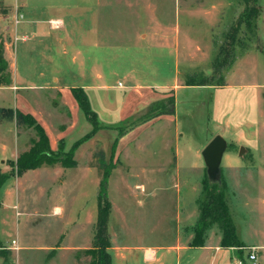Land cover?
Segmentation results:
<instances>
[{
  "label": "rangeland",
  "instance_id": "374dc122",
  "mask_svg": "<svg viewBox=\"0 0 264 264\" xmlns=\"http://www.w3.org/2000/svg\"><path fill=\"white\" fill-rule=\"evenodd\" d=\"M90 1L0 0V59L6 63L0 77H10L8 85H0V172L10 178L0 191L5 220L0 227V264H91L94 258L86 249L92 246L97 222L96 182L103 177L105 166L112 170L107 184L112 203L108 230L115 243L177 244L178 233L188 223L185 215L189 209L195 211L189 222L198 220L197 200L207 174L202 150L216 135L228 143L222 175L237 234L249 246L243 242L241 248L223 251L225 256L217 259L211 250L190 249L183 251L179 264H262L264 254L259 256L250 245L264 242V0H259L258 37L245 35L246 48H236L224 72V84L181 86L176 90L174 119L134 130L117 144V155L112 156L117 130L101 132L94 147L95 163L100 158L103 161L101 166L100 160L96 163L100 172L81 165L63 169L59 162L24 175L16 173L14 163L30 149L36 132L17 123L15 110L43 112L39 116L51 124L49 130L55 126L59 131L70 122L55 87L82 82L73 57L80 17L76 7ZM178 2L204 9L178 13ZM244 5V0H101L98 20L104 60L100 67L106 77L100 82L108 87L90 91L100 120L120 125L137 115L126 107V116H130H122L130 83L123 75L125 70L135 68L140 82L167 85L176 79L186 83L188 75L199 72L211 75L217 45L224 41ZM50 19H62L64 24L53 22L58 25L54 27ZM160 19L170 25L179 23L177 52L174 46L162 52L140 41L139 33L149 31ZM91 21V14L84 15L85 24ZM107 42L116 55L103 53ZM107 100L112 111L104 110ZM79 113L81 121L68 134L67 146L60 142L56 149L61 154L92 127ZM144 167L147 173H142ZM258 169L263 173H257ZM207 233L206 241L217 243L219 227L214 225ZM184 240L182 237L181 242ZM87 242L86 248L69 250L73 244ZM49 246L57 249L45 250ZM112 253L113 264L143 261V251L136 247L126 251L125 260L114 250ZM158 253H164L166 264L176 261L171 250ZM250 253L258 258L250 259Z\"/></svg>",
  "mask_w": 264,
  "mask_h": 264
},
{
  "label": "crops",
  "instance_id": "0c3cea01",
  "mask_svg": "<svg viewBox=\"0 0 264 264\" xmlns=\"http://www.w3.org/2000/svg\"><path fill=\"white\" fill-rule=\"evenodd\" d=\"M90 2H91L90 4L89 3H81V4L77 5V7H76L80 17H79V24H78V29H77V45L75 48V55L73 57L77 61V66H76L77 76L79 77V79L82 82H80V84H78V85H65V86L55 87L58 91V96L60 97L63 104L66 106L67 111L69 112V115H70L69 124L67 126L63 127L62 129H59V131H56L54 129L55 126L54 127L50 126L52 128L51 129L52 133L55 134L53 136V134L51 133V130H49V128H48V126L51 124H49V125L45 124V122H43L41 120V116H39V115H43V112H41V111L36 112L34 110H32V111L28 110V112H25V113L33 114L36 117V119L43 125V127L45 128V130L49 136L50 144H51V147L53 150H56L59 147L60 142L67 146L66 138L68 137V134L71 133L72 131H74L75 129H77V127L79 125L78 121H81L82 117H81L79 112H82L83 116L86 118L84 112L81 110L76 98L74 97V95L71 91L72 87L84 88V90L86 91V93L89 96L91 106H92L93 110H95L97 112L99 120H100V113L98 112V110L96 108L93 107V102H92V97L90 95V91H97L99 89H105L108 87L107 84H101V82H100L101 80H103L106 77V75L103 73V71L101 70V67H100L101 61L104 60V59H101V56H100L101 55V46L103 45L102 44L103 42H101V41H103V40L101 39L100 26H99V20H98V10H99L98 8L101 4V0H91ZM211 8L216 9L217 7H215V5H212ZM203 9H204V7H197L194 5L193 6L180 5L179 2H178L177 7H176V11L178 13H180L182 11L183 13H187V14H191V13H194L195 11L203 10ZM87 14L92 15V21L89 25L85 24V22H84V15H87ZM50 21L52 22V24H53V22H58L59 23L58 25L64 24L62 19H50ZM58 25L55 23L53 24L54 27H57ZM138 37L140 38L141 42L146 41L150 45H152V47L159 49V51L162 50V52H163L164 48L174 46L175 50L177 52L178 48H179V44L181 42L180 25L178 22L175 25L173 23L170 25L169 22H166L164 19H160L155 23V25L149 26V31L145 30V31L140 32ZM104 45H106V47L102 49L104 51L103 52L104 54L116 55V53L112 50L113 47H111L108 42H107V44H104ZM145 51H147V50H145ZM108 60H110V59H108ZM135 72H136V69L131 68V69L125 70L123 73V75L130 80V83L126 86L128 91L125 93L124 100L122 102V108L121 109L124 110V111H122L123 112V114H122L123 118L125 119L128 116H130V114H128L126 116V112H125L126 107H128L127 110L129 109L132 111H136L137 114H140L143 111H145L149 106H151L153 103L167 99L169 97H174L173 112L160 114L158 116L151 118L150 120H147L146 122H143V123L131 128V129H129L122 136L119 137L118 143H117L118 145H120L123 142V140L126 136H128L130 133H132L136 129H139V128L142 129L143 127H146L147 125L154 124L155 122L162 120V119H164L166 121H170L171 119H174L175 114H176V102H177L176 90L180 89L181 86H190V84L183 83V82L181 83L179 79H176V81L172 85L159 84L158 82L143 83V82H140V78L135 76ZM118 85L125 87V85H123L121 81L118 82ZM111 104L112 103H110V101L107 100V104H106L107 106H105L106 109L104 108V110L105 111H112L113 109L111 107ZM75 112L78 115L77 119H75ZM132 114H133V112H132ZM100 122L103 125L115 126V125H108L101 120H100ZM91 129H92V127H91ZM91 129L88 132H90ZM105 130H109V131L113 130L114 131L116 129H114V128H101L91 138L82 142L75 150L76 165L73 167H78L79 165H81L82 168H84V166H86L89 170L95 169V170H98L99 172L101 171V169H100L101 167H98L96 163L100 160L98 163L101 166L103 161L100 158L95 163V158L97 157V150L94 149V147H95V142L97 141L98 136L101 134V132H103ZM87 133H85V134H87ZM84 135H82L81 137H83ZM78 139H76V140H78ZM69 147H71V146H69ZM116 153H117V150H115V154ZM79 157L82 158V160H83L82 163L80 162ZM40 168L41 167L35 168V169H30L28 171L37 170V169L39 170ZM61 168L64 169L66 167L63 166ZM67 168H69V167H67ZM113 168H117V167L114 166ZM150 170L153 171V169H150ZM160 170L162 172V168ZM28 171L24 172L23 175L25 173H27ZM103 172H104V169L102 170V173ZM147 172H148V168H146V167L142 168V173H147ZM111 173H112V170H111ZM177 173H179V169H177ZM257 173L261 174V173H263V170L258 169ZM100 180H101V178L99 176L97 179V182H96L98 189H99ZM141 185L145 186V184H143V183ZM7 189H9V188H7ZM98 192L99 191H97V215H98ZM0 200L3 204L2 199H0ZM1 209H2V207H1ZM1 209H0V227L3 223H5V220L1 214ZM111 210H112V208H111ZM185 216H186V220L188 219V223L183 227L182 231H184V232L180 231L178 233V243L177 244L169 245V246H163V245L130 246V245L124 244V243L123 244L115 243L112 235L110 234L111 235V243H112L111 247H110L111 254H113L112 252L114 250L115 254L117 256H119L121 259L125 260L127 258L126 251L133 249V247H136V248H138V250L143 251L142 264H166V261L164 260L165 259L164 253H161L160 255L158 253L159 250L166 249V250H171V251L175 252V255H176V257H175L176 261L170 262L167 264H179L183 251H188V250L194 249V248H200L202 250H211L213 252V259H217L219 257H222L223 255L225 256L226 250L236 251L237 247H224V246L220 245L221 232L218 233V235H217V237H218L217 243H214V244L210 243L209 239H207V241L205 242V245H203V246L191 245V241L194 237V227H195L196 222H191V221L189 222V220L191 219V217L194 220V216H195L194 208H192L191 211L189 209ZM96 219H97V216H96ZM95 222L96 221L91 220V223L94 225H95ZM261 235L264 238V231L261 232ZM93 237H94V235H93ZM182 237L185 239L184 242H181ZM92 241H93V239H92ZM243 242L247 246H249L245 241H243ZM88 243L89 242L82 244V245L81 244H73L69 248V250L71 251V253H73V252L80 250L82 248H86V245H88ZM251 246L255 247L256 252L259 251V256H260V254L261 255L264 254V252L262 251L264 249V242L258 241L255 244L254 243L251 244L250 247ZM55 249H57V248H53V247L49 246L45 250H55ZM223 251H225V252L223 253ZM112 258H113V256H112ZM257 258H258V254H256V259ZM262 264H264V262H262Z\"/></svg>",
  "mask_w": 264,
  "mask_h": 264
},
{
  "label": "trees",
  "instance_id": "16d2710c",
  "mask_svg": "<svg viewBox=\"0 0 264 264\" xmlns=\"http://www.w3.org/2000/svg\"><path fill=\"white\" fill-rule=\"evenodd\" d=\"M244 8L238 19L232 24L224 36V41L217 45V52L213 60V73L207 75L204 72L188 75L186 83L190 85L217 84L223 85L224 72L230 62L235 57L238 46L246 48L248 37L252 35L258 37V19L262 12L259 0H244ZM5 61L0 59V70L5 66ZM10 83V77H0V85ZM81 110L84 112L88 121L92 124L90 132L74 142L71 148L61 154L58 150H53L49 136L43 125L31 113L15 110V117L18 124H25L33 128L36 137L32 140L30 149L19 155L14 165L16 173L22 175L24 172L38 168L44 164L54 165L61 162L64 167L76 165L75 150L87 139L91 138L101 128H114L118 135L113 143L112 156L115 154L118 139L129 129L150 120L151 118L164 113H172L174 97L157 101L149 106L145 111L133 117L127 118L120 125H103L98 114L93 110L88 94L82 87H72L71 89ZM111 169L104 167L103 177L100 180L98 192V215L94 230L92 246L86 252L92 253L94 260L91 264H113L110 251L111 237L108 230V223L112 204L107 195L108 178ZM9 178V175L0 172V191ZM198 220L194 227V237L191 241L193 246H203L206 242L207 232L211 227L217 225L221 232L220 245L224 247L244 246L243 241L237 234L236 226L233 221L230 204L227 198V184L223 179L220 182H212L206 174L203 180L202 195L197 200ZM1 208V200H0Z\"/></svg>",
  "mask_w": 264,
  "mask_h": 264
},
{
  "label": "water",
  "instance_id": "95a60500",
  "mask_svg": "<svg viewBox=\"0 0 264 264\" xmlns=\"http://www.w3.org/2000/svg\"><path fill=\"white\" fill-rule=\"evenodd\" d=\"M227 146V141L221 135H216L202 150L207 174L212 182L222 179L221 162Z\"/></svg>",
  "mask_w": 264,
  "mask_h": 264
},
{
  "label": "built area",
  "instance_id": "2783aa9c",
  "mask_svg": "<svg viewBox=\"0 0 264 264\" xmlns=\"http://www.w3.org/2000/svg\"><path fill=\"white\" fill-rule=\"evenodd\" d=\"M13 244H15L14 246H16V241L15 240H13ZM249 257H250V259L255 260L256 259V254L255 253H250ZM241 263L242 262L240 261V264Z\"/></svg>",
  "mask_w": 264,
  "mask_h": 264
}]
</instances>
